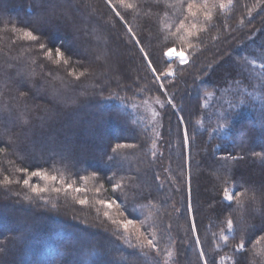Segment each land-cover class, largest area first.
<instances>
[{
    "label": "trees",
    "instance_id": "1",
    "mask_svg": "<svg viewBox=\"0 0 264 264\" xmlns=\"http://www.w3.org/2000/svg\"><path fill=\"white\" fill-rule=\"evenodd\" d=\"M73 3L71 21L50 17L41 24L49 0H0V181L23 177L18 167L58 169L66 183L75 181L56 192L51 188L59 183L34 177L32 183L49 187L39 196L22 181L0 185V264H111L104 252L113 250L119 264H203L200 251L209 264H264V159L254 155L264 152V78L251 67L264 59V3L233 0L225 12L217 8L206 30L190 38L194 48L165 39L183 18L180 5L138 0L137 12L117 4L125 23L105 0ZM202 22L201 15L196 23ZM13 27L39 29L52 58ZM129 27L159 72L169 68L168 48L183 51L188 63L172 61L174 75L156 81ZM57 48L72 66L53 62ZM85 69L79 80L69 75ZM120 177L132 179L113 192ZM225 188L246 194L243 208L223 198ZM252 194L255 200L247 198ZM121 211L137 222L140 212L151 215L159 255L129 246L113 223L123 220ZM229 218L233 233L226 230ZM221 229L230 237L226 244Z\"/></svg>",
    "mask_w": 264,
    "mask_h": 264
},
{
    "label": "snow or ice",
    "instance_id": "2",
    "mask_svg": "<svg viewBox=\"0 0 264 264\" xmlns=\"http://www.w3.org/2000/svg\"><path fill=\"white\" fill-rule=\"evenodd\" d=\"M65 4L68 5L65 8H59L57 4L51 3L49 0V6L46 9L48 15H45L40 18V23L41 24H46L49 22L50 17H57V18H63L67 21H71L73 18L71 16V10L72 8L75 7V4L73 3V0H64ZM105 2L109 5L110 8H112V11L115 13L117 17L120 18L121 21H124V17L121 15V12L117 10L116 5L118 4L121 8H123L125 11L127 10H134L139 12V5H138V0H105ZM258 4L259 3H264V0H257ZM153 3L159 5L161 3H164L166 7H173L175 5H180L181 7L184 8V12L182 13L183 18L179 20V23L176 27L175 31H171L170 29L168 30L167 35L165 36V39L167 40L169 36L171 37H176L180 41L184 42L187 48H194V45L190 42L191 37H197L199 33H202L206 30V25L210 23L213 19L215 10L218 8L221 13L225 12L229 7L233 6V0H188L186 6L184 3V0H172V3H168V0H153ZM78 10V9H77ZM153 14L151 12L145 13V16L151 17ZM167 15V13H165ZM203 17V22L201 24H197L196 21L199 16ZM240 23H243V20L240 21ZM167 26H162L161 31H164ZM14 32H21V38L25 39L30 42H34L38 44V48L40 51L43 52L45 58L51 59L52 58V49L48 48L47 45L40 40V36L36 33L39 32V29L36 28H28L25 27L24 29H18L16 27H13L12 29ZM128 31L132 33V29L129 27ZM96 40H99L100 37L96 36ZM132 39L135 40L136 45L139 47V52L142 54V58L144 61L147 62V68L151 71L152 75L154 76L156 81H160L162 77H167V76H173L174 75V70L171 65V59L172 55L175 51L174 48H168L164 52V56L169 58V68L166 72H159L157 67L155 66L150 54L148 51L143 46V42L136 37L135 33H132ZM213 39H216V37H213ZM102 55V54H101ZM101 55H97L96 59L99 60L101 59ZM176 56L179 59V63L181 65L188 63L187 56L183 51H180L176 53ZM55 57L56 59L53 61L57 65L63 64L65 67L72 66L70 58H66L65 54L63 51H61L60 48H57L55 50ZM35 63V61H33ZM254 64V62H252ZM11 67V65H9ZM261 68L264 69V63L261 64ZM88 70L85 69L83 72H69V75L74 76L75 79L79 80L81 77L85 76L87 74ZM17 75H22L21 73H17ZM31 76H35V73H31ZM161 90H164V85L161 83L160 85ZM21 96H24L25 93L21 92ZM165 95H167V92L165 91ZM155 103L160 104L161 107H163V102L159 99V97H156L154 100ZM142 103L147 104V101H143ZM169 104H173V100L169 99L167 101ZM173 107L175 105L173 104ZM153 118L158 115L154 110L152 112ZM23 124H27L28 121L22 120ZM220 127H223V125H220ZM188 142V137L185 135V143L187 144ZM155 146V145H154ZM123 147L122 145H117L116 149H119ZM114 149V151H116ZM5 149L0 148V152H4ZM254 155L261 157L264 159V152H257L254 153ZM231 159H236L237 157H230ZM109 159H112V157H109ZM16 172L23 173L24 176L21 178H18L16 180L10 179L9 176H4L3 180L0 181V185L4 186L7 188V186L13 184V183H20L22 181V184L24 187H27L31 190L32 193L36 194L39 196L40 193L49 191V187H41L38 184L32 183V178H39L42 181L51 182L52 185H55L59 183L61 186L60 187H52V191L56 192H61V191H68L70 189H73L74 183H66L64 174L63 172H60L58 169H51L48 171H45L43 169L40 170H33L30 171L29 168L27 167H18L15 169ZM80 179L84 180L86 179L85 177H81ZM112 178L110 177L109 180ZM132 178H125V177H120V180L112 185V191L117 192L120 191L129 183V181ZM75 191L77 192H83L85 189L83 188H75ZM246 194H242L240 192H231L230 189L225 188L224 189V195L223 198L231 204L233 200H236L237 204L243 208L244 207V202L241 199L242 196H245ZM248 199L255 200V194H252L251 196L247 197ZM25 200L29 199L27 195L24 197ZM98 203L105 205L108 208H112L115 206L117 209L121 208V205L117 203L116 200H111L110 202L104 201V200H99L97 201ZM81 204L87 203L86 199H82L79 201ZM105 215L107 216L108 213L106 212ZM120 216L123 217V220L117 221L113 220V223H119L123 229L124 232L126 233L125 235V240L129 243V246L132 248H137V249H144V248H149L153 251H156L157 254L159 255L160 248L158 244V236L156 229L158 228V225L155 224L154 221H152L151 215L145 217L144 220H140L137 222L136 219H129L127 216H125L124 211L120 212ZM143 228V231L141 229ZM152 229L151 231L149 229ZM130 229H134V231H130ZM234 225L232 219H227L226 221V230L227 233H233ZM192 232L195 234L197 233V226L195 222L192 224ZM135 236L136 243L131 244L130 240L131 237ZM229 235L225 234V230L221 229L219 233V239L224 242L225 244L229 240ZM197 247H200V241L199 239L196 240ZM245 245L243 242L237 244L235 246L236 251H242L244 249ZM141 255L147 256L146 253L141 251ZM174 255L173 250L171 247L168 248L167 250V256L172 257ZM199 259L203 261V264H209L208 259L206 258V255L204 251H200L199 253ZM165 264H167V261H165ZM215 264V262H214Z\"/></svg>",
    "mask_w": 264,
    "mask_h": 264
},
{
    "label": "rangeland",
    "instance_id": "3",
    "mask_svg": "<svg viewBox=\"0 0 264 264\" xmlns=\"http://www.w3.org/2000/svg\"><path fill=\"white\" fill-rule=\"evenodd\" d=\"M15 11H18V10H15ZM176 53H178L177 51H174V53H173V55H172V59H171V62L172 61H176V62H178L179 63V59H178V57L176 56ZM167 59H168V61H169V58L167 57ZM262 63H264V59L262 60V61H257V62H255L254 61V64L252 63V65H251V67L253 68V70H254V72L256 73V76H260V79L262 78H264V69H262L261 68V64ZM225 66V65H224ZM153 110L156 112V110H157V108H154V107H152L151 108V110H150V113H151V115H152V112H153ZM158 111V110H157ZM157 113V112H156ZM153 116V115H152ZM157 116V115H156ZM262 126V125H261ZM228 202V201H227ZM135 210L138 212L140 209H136L135 208ZM147 211H143V212H140L139 213V217L141 218V220H144L145 219V217H147L148 215V213H146ZM140 221V220H139ZM5 227V226H4ZM3 227V228H4ZM2 228V227H1ZM0 228V229H1ZM2 228V229H3ZM134 229H130V231H133ZM5 232H7V231H5ZM8 233V232H7ZM104 255L105 256H108V257H110L112 260L110 261V263L111 264H119V263H121V261L120 260H117V252L116 251H111V252H108L107 251V253L106 252H104ZM95 264H101V262L99 261V260H97V261H95Z\"/></svg>",
    "mask_w": 264,
    "mask_h": 264
}]
</instances>
